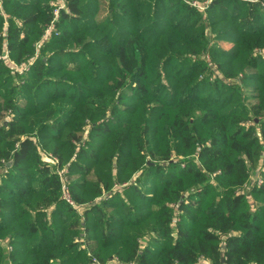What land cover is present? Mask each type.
<instances>
[{
  "label": "trees",
  "instance_id": "16d2710c",
  "mask_svg": "<svg viewBox=\"0 0 264 264\" xmlns=\"http://www.w3.org/2000/svg\"><path fill=\"white\" fill-rule=\"evenodd\" d=\"M52 1L0 0V264H264V0Z\"/></svg>",
  "mask_w": 264,
  "mask_h": 264
},
{
  "label": "rangeland",
  "instance_id": "374dc122",
  "mask_svg": "<svg viewBox=\"0 0 264 264\" xmlns=\"http://www.w3.org/2000/svg\"><path fill=\"white\" fill-rule=\"evenodd\" d=\"M61 1H63V2H61ZM52 3L55 4V5L60 4L62 7H64V0H54V1H52ZM207 4H208L207 1H204V2H200L198 0H193L192 1V5L195 6L200 11V13L203 14L204 16H205V11L207 9ZM104 15H105L104 13L101 14V16H104ZM222 47H224L225 49H230L231 45L222 44ZM39 49H40V47H39ZM237 82H239V81H237ZM255 102H256L255 100H252V99L250 100V103H255ZM43 160L44 161H48L49 163H51V161H52L50 159V156L47 155L46 153L43 156ZM116 261H117V259H114V261H110L109 264H117V263H115Z\"/></svg>",
  "mask_w": 264,
  "mask_h": 264
},
{
  "label": "built area",
  "instance_id": "2783aa9c",
  "mask_svg": "<svg viewBox=\"0 0 264 264\" xmlns=\"http://www.w3.org/2000/svg\"><path fill=\"white\" fill-rule=\"evenodd\" d=\"M64 199L70 204V205H74L70 196L68 194H65L64 195Z\"/></svg>",
  "mask_w": 264,
  "mask_h": 264
}]
</instances>
